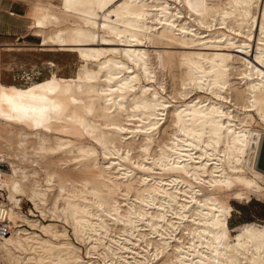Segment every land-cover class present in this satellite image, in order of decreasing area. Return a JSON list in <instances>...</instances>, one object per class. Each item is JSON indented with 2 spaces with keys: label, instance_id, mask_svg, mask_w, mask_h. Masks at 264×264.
<instances>
[{
  "label": "bare ground",
  "instance_id": "1",
  "mask_svg": "<svg viewBox=\"0 0 264 264\" xmlns=\"http://www.w3.org/2000/svg\"><path fill=\"white\" fill-rule=\"evenodd\" d=\"M27 17L41 51L81 64L62 76L49 59L26 86L0 79L5 263L264 264V222L229 224L232 200L264 198V130L251 128L264 125V0L31 1ZM162 41L185 50L153 49L154 62L145 45ZM61 127L83 138L40 131Z\"/></svg>",
  "mask_w": 264,
  "mask_h": 264
},
{
  "label": "rangeland",
  "instance_id": "2",
  "mask_svg": "<svg viewBox=\"0 0 264 264\" xmlns=\"http://www.w3.org/2000/svg\"><path fill=\"white\" fill-rule=\"evenodd\" d=\"M30 6L31 1H41V2H47L49 0H27ZM29 20V19H28ZM30 34H33V31L31 29L28 30ZM29 41H35V44H26V42H21L20 45L15 46L13 50H8L7 52L9 54H5V48H2V54L0 56V61H1V81L4 83H14L17 85L21 86H26L31 84L32 82H39L44 80L45 78L48 77L50 70H49V59L55 61L58 69V74L62 76H74L76 71L78 70L81 61H80V56L78 52L72 51V50H58V51H49V50H42L39 47V43L41 42L40 37L38 36H31L28 38ZM25 43V45H22ZM166 42H157V43H147L146 46L150 52L151 59L155 62L157 60L155 50H165L164 48L166 47V50L174 51V52H179L182 50H185L184 47L174 44V43H166ZM171 44V45H170ZM174 46V47H173ZM171 47V49H170ZM174 48V50H173ZM178 50V51H177ZM43 52V53H42ZM153 53V54H152ZM48 59V60H47ZM47 60V61H45ZM19 63V64H18ZM22 64V65H21ZM15 65V66H14ZM28 65V66H27ZM20 66V67H19ZM24 66V67H23ZM27 66V67H26ZM77 66V67H76ZM28 68V69H27ZM65 68V70H64ZM182 68H179L178 66H173L172 70L174 73H179L182 71ZM11 69V70H10ZM74 69V70H73ZM72 72H71V71ZM169 68L166 67L162 68L158 66L156 68V73L159 81H161L166 88L168 89L167 91L171 92L173 81L171 79L170 73H169ZM11 72V73H10ZM46 73V74H45ZM11 74V75H10ZM14 74V75H13ZM48 74V75H47ZM73 74V75H72ZM29 76V77H28ZM32 77V78H30ZM27 79V80H26ZM27 81V82H26ZM156 83V82H155ZM156 86H159L156 84ZM203 93V92H202ZM173 96L174 94L171 93ZM169 95V97L171 96ZM171 96V97H172ZM170 97V98H171ZM172 99V98H171ZM176 99H173L175 101ZM258 118V117H257ZM259 121V118H258ZM251 128H257L264 130V125L259 122H254ZM40 131H46L45 133L51 134L53 132L56 133H61V134H66L72 138L76 139H81L83 136L79 134V132L73 128L69 127L66 131L65 128H53L51 131L47 130H40ZM31 139H35V134L31 135ZM99 150L102 151V149L99 147ZM61 158H65V155L63 154H49L47 158L41 159L40 164L37 165V168H40L42 165L43 167H54L56 163H60ZM76 161L73 160L69 163L68 166H66L65 169H70L72 175H74L77 178H80L83 174L80 172L79 169L76 168ZM5 169H9V164L6 162V167ZM41 173H43L41 171ZM232 204L234 206V211H233V216L229 219V224L230 226L238 225L242 222L246 221H258V222H264V198L259 200L254 198L250 202L246 201H237V200H232ZM33 207L32 203L24 198L22 202V209L25 213L30 214L29 210ZM39 213V212H37ZM35 218H40L41 220H44L42 216H32ZM49 218V217H48ZM60 224H65L66 223L62 220L57 221ZM29 227L28 225H26ZM69 228V232L74 240V242L80 246H82V253L86 255V247L81 244L80 241L76 240V238L72 234V228L67 225ZM0 264H7L5 263L4 258L1 257L0 255Z\"/></svg>",
  "mask_w": 264,
  "mask_h": 264
},
{
  "label": "crops",
  "instance_id": "3",
  "mask_svg": "<svg viewBox=\"0 0 264 264\" xmlns=\"http://www.w3.org/2000/svg\"><path fill=\"white\" fill-rule=\"evenodd\" d=\"M28 9L27 0H0V56L2 48H5L6 45L17 46L21 42L35 44V41L28 39L34 35L28 32L30 29L27 17ZM5 49V54H9L8 49Z\"/></svg>",
  "mask_w": 264,
  "mask_h": 264
},
{
  "label": "built area",
  "instance_id": "4",
  "mask_svg": "<svg viewBox=\"0 0 264 264\" xmlns=\"http://www.w3.org/2000/svg\"><path fill=\"white\" fill-rule=\"evenodd\" d=\"M6 162L0 158V170H5ZM5 189L0 187V237L9 235L14 229L13 220L9 216V204L5 199Z\"/></svg>",
  "mask_w": 264,
  "mask_h": 264
},
{
  "label": "snow or ice",
  "instance_id": "5",
  "mask_svg": "<svg viewBox=\"0 0 264 264\" xmlns=\"http://www.w3.org/2000/svg\"><path fill=\"white\" fill-rule=\"evenodd\" d=\"M8 103L9 104H11L12 103V100L11 99H9L8 100ZM14 111L15 110H17V109H13ZM20 111H22V112H24V114L26 115L27 114V109H20ZM32 111H35L34 109H32ZM12 117H9V119H11ZM188 219V217L186 216V215H184V214H181L178 218H176V219H173V224H177V220H187ZM177 226H179L178 224H177ZM184 235H187V233H184ZM195 241H193V243H194ZM193 264H195V261H193Z\"/></svg>",
  "mask_w": 264,
  "mask_h": 264
},
{
  "label": "water",
  "instance_id": "6",
  "mask_svg": "<svg viewBox=\"0 0 264 264\" xmlns=\"http://www.w3.org/2000/svg\"><path fill=\"white\" fill-rule=\"evenodd\" d=\"M258 166L264 171V138H263L262 145H261Z\"/></svg>",
  "mask_w": 264,
  "mask_h": 264
}]
</instances>
